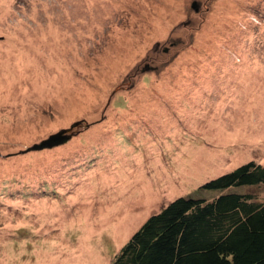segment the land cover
Wrapping results in <instances>:
<instances>
[{"label": "rangeland", "instance_id": "rangeland-1", "mask_svg": "<svg viewBox=\"0 0 264 264\" xmlns=\"http://www.w3.org/2000/svg\"><path fill=\"white\" fill-rule=\"evenodd\" d=\"M248 162L264 0H0V264H111L177 198L263 201L201 188Z\"/></svg>", "mask_w": 264, "mask_h": 264}, {"label": "trees", "instance_id": "trees-1", "mask_svg": "<svg viewBox=\"0 0 264 264\" xmlns=\"http://www.w3.org/2000/svg\"><path fill=\"white\" fill-rule=\"evenodd\" d=\"M261 185L264 167L248 162L201 188ZM111 264H264V200L236 193L177 198L151 215Z\"/></svg>", "mask_w": 264, "mask_h": 264}, {"label": "water", "instance_id": "water-1", "mask_svg": "<svg viewBox=\"0 0 264 264\" xmlns=\"http://www.w3.org/2000/svg\"><path fill=\"white\" fill-rule=\"evenodd\" d=\"M195 6H196L195 4L192 5V8H194L197 11ZM75 126H77V124H75L74 126H72L71 128H69L67 130H63V131H60L57 134L51 135L45 141H42L40 144L33 145L28 150L29 151H41V150H44V149H50L52 147H56V146H60V145L65 144L72 137V135H70V133H71V131L73 130V128Z\"/></svg>", "mask_w": 264, "mask_h": 264}]
</instances>
